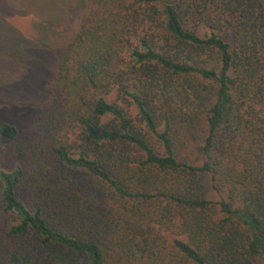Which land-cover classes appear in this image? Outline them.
<instances>
[{
	"label": "trees",
	"instance_id": "obj_1",
	"mask_svg": "<svg viewBox=\"0 0 264 264\" xmlns=\"http://www.w3.org/2000/svg\"><path fill=\"white\" fill-rule=\"evenodd\" d=\"M75 3L78 30L52 87L82 150L52 144L28 203V159L0 170L2 211L16 221L0 233V264H260L264 0ZM110 93L133 102L145 132ZM175 120L203 131L200 166L180 156ZM15 136L0 125L1 143ZM161 231L178 236L167 245Z\"/></svg>",
	"mask_w": 264,
	"mask_h": 264
},
{
	"label": "rangeland",
	"instance_id": "obj_2",
	"mask_svg": "<svg viewBox=\"0 0 264 264\" xmlns=\"http://www.w3.org/2000/svg\"><path fill=\"white\" fill-rule=\"evenodd\" d=\"M75 2L0 0V125L7 123L16 129L13 139L5 144L0 141V170L11 171L24 159H28L31 168L20 190L21 198L26 203L31 198L32 186L38 185L41 180L33 172L38 170L39 161H43L42 165L46 166L52 144L64 143L73 155L82 150L81 128L77 117L72 115L63 96L52 87L66 48L78 30L80 12ZM199 33L203 34V31ZM107 99L116 102L125 111L135 129L146 131L130 99L116 97L115 93H110ZM186 111L183 109L180 116L183 117ZM108 120L107 117L102 118V122ZM175 123L172 133L181 136L184 142L183 149L179 151L180 156L200 166L202 161L197 146L203 131L199 126L185 131L180 126L182 123ZM157 128L163 131L162 119ZM146 138L158 154L163 153L154 135L146 132ZM18 146L25 150V154L17 151ZM208 198L219 200L213 191L208 194ZM15 222L3 213L0 200V233ZM160 234L167 245L178 236L171 231H161ZM258 261L264 264V259Z\"/></svg>",
	"mask_w": 264,
	"mask_h": 264
}]
</instances>
